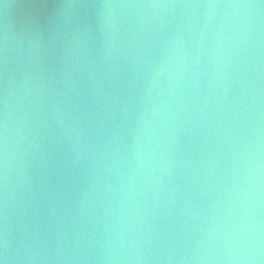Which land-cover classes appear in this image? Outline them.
<instances>
[{
	"label": "water",
	"instance_id": "1",
	"mask_svg": "<svg viewBox=\"0 0 264 264\" xmlns=\"http://www.w3.org/2000/svg\"><path fill=\"white\" fill-rule=\"evenodd\" d=\"M0 262L264 264V0H3Z\"/></svg>",
	"mask_w": 264,
	"mask_h": 264
},
{
	"label": "clouds",
	"instance_id": "2",
	"mask_svg": "<svg viewBox=\"0 0 264 264\" xmlns=\"http://www.w3.org/2000/svg\"><path fill=\"white\" fill-rule=\"evenodd\" d=\"M3 2V0H0V3H2ZM0 264H3V262H0Z\"/></svg>",
	"mask_w": 264,
	"mask_h": 264
}]
</instances>
